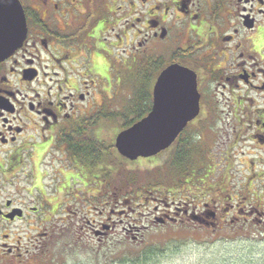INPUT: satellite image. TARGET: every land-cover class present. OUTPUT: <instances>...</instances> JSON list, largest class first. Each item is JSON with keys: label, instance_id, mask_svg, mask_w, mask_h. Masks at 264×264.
Masks as SVG:
<instances>
[{"label": "flooded vegetation", "instance_id": "obj_1", "mask_svg": "<svg viewBox=\"0 0 264 264\" xmlns=\"http://www.w3.org/2000/svg\"><path fill=\"white\" fill-rule=\"evenodd\" d=\"M7 1L0 0V49L11 45ZM10 1L21 6L26 32L17 50L0 58V193L14 187L42 209L40 191L51 188L71 197L66 190L72 184L99 185L119 162L129 167L157 163L162 154L167 157L163 164L178 154L191 160L203 151L195 142L197 125L210 129L226 121L237 132L234 139L248 137L261 156L244 161L251 176L238 191L228 179L218 182L216 200L201 210L185 209L182 219L195 232L218 234L238 220L229 211L236 209L230 202L239 199L236 205L242 204L239 211L247 215L239 231L252 221L264 227V211L244 207L250 199L264 200V187L258 196L249 190L263 180L254 174L255 166L264 169V0ZM169 65L195 74L199 115L170 149L128 161L115 149V136L128 128L123 124L151 111L153 86ZM127 80L139 83L137 93L106 96L107 88ZM111 122L115 127H100ZM109 129L113 137L105 144L99 134ZM85 194L78 192L74 200H85ZM23 207L22 201L7 198L0 220L42 221L38 208ZM163 217L165 224L178 222ZM16 249L7 255L18 257Z\"/></svg>", "mask_w": 264, "mask_h": 264}, {"label": "rangeland", "instance_id": "obj_2", "mask_svg": "<svg viewBox=\"0 0 264 264\" xmlns=\"http://www.w3.org/2000/svg\"><path fill=\"white\" fill-rule=\"evenodd\" d=\"M138 85L135 80L115 84L106 89V96L137 92ZM226 123L213 124L210 129L197 125L199 138L195 142L203 145V151L190 160L193 172L187 185H178L176 181L177 186L171 187L175 180L171 178L169 166L163 164L167 157L162 154L157 163L140 161L129 167L119 162L114 170L108 169L110 174L99 185L72 184L66 190L71 197L45 188L40 191L42 209L27 192H15L14 187H8V191L0 193V206L7 198L22 201L24 210L36 207L43 219L35 223L25 218L14 224L0 220V264H264V227L259 229L252 221V226L239 231L247 216L242 209L239 211L243 205H236L239 199L230 202L236 209L229 211L240 219L239 223L229 221L218 234L205 230L195 232L194 225L182 219L185 209L201 210L204 204L216 200L213 186L218 182L228 179L237 188L233 192L238 191V185H243L251 176L244 161L249 160L248 156L250 160L261 156L248 143V137L237 142L232 123ZM100 127L111 128L115 124L103 123ZM99 137L107 144L113 132L109 129ZM243 152L247 153L245 158ZM183 157L188 158L185 154ZM186 164L182 167L189 170ZM255 168L254 174H261L263 180L249 190L258 196L264 187V169L259 165ZM82 191L87 193L85 200L79 197L74 200V195ZM99 191L102 193L98 194ZM55 197L58 199L50 205L48 199L52 201ZM46 201L49 204H44ZM244 207L248 211L263 212L264 200L250 199ZM164 215L178 222L161 226L156 221L166 220ZM37 227L40 232L36 231ZM15 249L20 254L18 257L7 255Z\"/></svg>", "mask_w": 264, "mask_h": 264}, {"label": "water", "instance_id": "obj_3", "mask_svg": "<svg viewBox=\"0 0 264 264\" xmlns=\"http://www.w3.org/2000/svg\"><path fill=\"white\" fill-rule=\"evenodd\" d=\"M11 45L0 49V58L18 49L26 24L20 5L7 1ZM15 33L21 35L17 40ZM153 88V107L148 116L118 134L115 149L125 159L151 158L169 149L182 130L199 115V94L195 74L178 65L161 71ZM160 224L164 221L158 220Z\"/></svg>", "mask_w": 264, "mask_h": 264}, {"label": "trees", "instance_id": "obj_4", "mask_svg": "<svg viewBox=\"0 0 264 264\" xmlns=\"http://www.w3.org/2000/svg\"><path fill=\"white\" fill-rule=\"evenodd\" d=\"M140 118H141V116H139L137 118V120L140 119ZM135 121L136 120H133V121L128 122V123H125L121 127L122 128H127L128 125H132ZM105 125H107V123ZM83 146L86 148L87 144L86 145L83 144ZM78 147L81 148V146H78ZM179 157H181V158H179ZM178 162H180V163H178ZM184 163H187L186 164V167L189 170H186L184 167H182V164H184ZM165 165H168L169 166L170 173H171V178H172V180L173 179L175 180L173 182V184L171 185V187L177 186L175 184L176 181H179L178 185L179 184L180 185H184V184L187 185V184H189V180H190L189 175L193 171L190 170L191 169V167H190V160L188 158H185V157L182 158L181 154L180 155L178 154V155L173 156L172 159H170ZM195 174H196V172H195ZM195 174H194V176H195ZM205 177L208 179L209 178L208 174Z\"/></svg>", "mask_w": 264, "mask_h": 264}]
</instances>
